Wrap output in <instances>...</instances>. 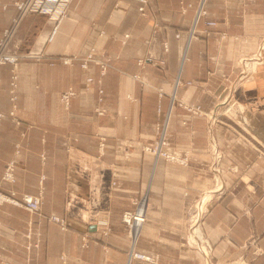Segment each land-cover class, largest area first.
Wrapping results in <instances>:
<instances>
[{
	"label": "crops",
	"instance_id": "0c3cea01",
	"mask_svg": "<svg viewBox=\"0 0 264 264\" xmlns=\"http://www.w3.org/2000/svg\"><path fill=\"white\" fill-rule=\"evenodd\" d=\"M16 1L0 0V38L16 14ZM189 1L195 5L198 0ZM137 6L134 0H71L50 42H44L52 27L45 16L29 14L20 23L17 52L41 46L44 58L19 60L16 119L7 115L13 108L10 66H1L0 111L6 115L0 123V176L13 158L16 190L36 193L44 175L45 201L41 215L8 203L0 206V260L145 264L129 259L133 248L155 254L160 264H204L200 250L182 238L189 205L211 182V135L223 154V192L201 220L202 233L212 247L210 257L214 264L238 257L248 264H264L263 145L238 134V125L221 115L230 102H241L256 127L264 130V60L251 80L232 90L238 57L252 53L264 35V0H207L205 6L219 25L188 44L193 9L181 15L178 0H149V18H143ZM152 19L166 27L169 47L164 69L136 63L147 49L144 40L151 33ZM223 31L225 39L220 38ZM125 33L129 36L122 43ZM91 48L110 64L103 76L95 64L83 70L77 63H49L48 57H80ZM155 52L160 53L158 46ZM135 74L164 91L160 100L156 89L139 83L132 77ZM87 76L93 82L85 89ZM177 76L180 84L175 88ZM68 87L75 94L64 106L60 93ZM98 88L104 91L100 103ZM172 92L214 112L216 119L211 122L209 116L193 115L176 104L170 107ZM95 107L103 108V114L98 115ZM164 120L163 147L177 154L187 152L188 165L155 158L143 149L155 139V123ZM101 139L103 154L98 155ZM69 193L76 196L72 201ZM90 193L99 194L101 200L90 203ZM142 195L147 200L146 219L132 239L120 217L131 209V199ZM49 214L63 217L65 229L49 220ZM102 225L108 227L106 233ZM255 247L262 253L256 255Z\"/></svg>",
	"mask_w": 264,
	"mask_h": 264
},
{
	"label": "built area",
	"instance_id": "2783aa9c",
	"mask_svg": "<svg viewBox=\"0 0 264 264\" xmlns=\"http://www.w3.org/2000/svg\"><path fill=\"white\" fill-rule=\"evenodd\" d=\"M137 2V10L139 16L143 18H149V11L147 10L149 5V0H134ZM207 0H198L194 5L189 0H178L177 11L181 15H185L190 9H193L192 20L188 29V39L187 44L192 39H197L200 36H207L211 31L216 28L219 24L215 17L211 16L209 11L206 8ZM71 0H19L14 2L16 8V14L12 18L11 23L8 27L3 30L2 36L0 38V69L2 65H9L11 67V100L15 99L14 86L16 85L17 80V68L19 60L23 58H28L32 60H40L44 58L43 50L40 47L29 50L25 54H19L17 49L21 43V39L17 36V29L23 19L29 14H39L46 17V19L52 24L51 29L47 33L44 42H50L55 36L59 22L66 15V10L70 4ZM166 27L159 20L152 19V27L150 35L144 40L147 49L145 53L136 57V63L143 67L145 63L150 62L162 69L166 67L167 59L166 54L168 52V40L164 36V31ZM103 33L102 31L100 32ZM129 36L128 33L123 35L122 43L125 42V39ZM178 37L179 34L174 35ZM220 38H227V33L225 31L220 33ZM160 48V53L155 52V47ZM263 50H264V37H262L255 49L254 52L239 57L236 66H237V80L234 84L232 90L238 85L244 84L245 82L252 79L257 66L261 65L263 62ZM49 63H52L55 60H59L65 65L72 66L75 63L83 70H86L90 64H95L98 66V72L100 76H103L110 64L103 58L97 57L93 48L86 52L83 56H57V57H48ZM133 78L139 81L142 85L153 87L145 78L141 77L138 74L132 75ZM100 80L98 79L97 82ZM1 82V75H0ZM86 88L93 82L91 76L85 78ZM192 81H187V84H190ZM100 83V82H99ZM180 84V79L177 76L174 80V87L176 88ZM156 89L158 94V99L163 96L164 91L161 88L153 87ZM97 101L100 103L103 101L104 91L102 88L97 90ZM75 92L71 89L61 92L60 99L64 102L65 106H68L69 100L74 96ZM170 96V107L173 104H176L182 107L188 113L197 116L210 117V121L216 119L214 112H206L199 105H194L188 103L180 98H176L174 92L169 94ZM231 96L229 97V99ZM229 99L227 101H229ZM235 104L234 101L225 107L224 112H228L229 109ZM15 106L8 112V116L16 119ZM160 107V102H158V111ZM94 111L98 115H102L104 109L101 107H95ZM6 114L0 111V123L1 119ZM18 122V121H17ZM167 127V120L162 122H156L154 126L155 139L152 144L143 146V149L151 153L155 158H163L167 161L186 166L189 164V156L187 152L182 154H177L166 150L163 147L164 137ZM210 133V132H209ZM66 151H70V146L67 143H64ZM104 143L102 139L98 143L97 154H103ZM15 153L18 152V145L15 146ZM208 152L210 154V164L209 169L212 171L214 179L216 176L221 174V160L222 153L218 151V148L215 145V141L210 135L209 138V147ZM44 156L42 155L41 159L44 161ZM15 170L16 163L15 160L9 159L4 166L3 172L0 176V206L4 203H10L12 205L22 207L23 209L29 211L30 213L41 215L42 203H43V180L44 175H41L38 180L39 192L36 195H22L18 197L15 194V191L12 189V185L15 182ZM115 169L111 170V184L114 185L115 181ZM5 187V188H3ZM223 192V186L221 182L214 181L213 186L203 191L199 196L193 199L192 203L189 205L187 210V229L182 240L184 243L200 250L204 258V264H214L213 260L210 257L211 254V244L203 235L201 230V220L205 213L208 211L209 204L216 199ZM131 209L124 210L121 214L120 220L126 225L128 233L135 239L140 227L143 225L146 219V206L147 200L146 195L131 199ZM47 218L55 223H58L62 229H65L66 221L63 217L56 214H49ZM106 225H102V233H106ZM249 242H254V238H251ZM256 255L262 253V251L255 247L253 251ZM129 259H136L145 264H160L158 257L155 254H151L145 251L134 250L133 248L128 253ZM248 264L242 257H238L235 260L225 261L224 264ZM0 264H9L5 260H0ZM64 264V263H63Z\"/></svg>",
	"mask_w": 264,
	"mask_h": 264
},
{
	"label": "rangeland",
	"instance_id": "374dc122",
	"mask_svg": "<svg viewBox=\"0 0 264 264\" xmlns=\"http://www.w3.org/2000/svg\"><path fill=\"white\" fill-rule=\"evenodd\" d=\"M262 37H264V35L262 36ZM262 37H260V39L262 38ZM259 39V40H260ZM245 41H247V39H245L244 38V42ZM259 42V41H258ZM258 44V43H257ZM256 47H257V45H256ZM256 47H255V49H256ZM255 49H254V51H255ZM253 51V52H254ZM28 52V51H27ZM263 54H264V50H263ZM247 55V54H246ZM241 56H244V55H241ZM240 56V57H241ZM238 59H239V57H238ZM238 59H237V61H238ZM263 60H264V56H263ZM236 61V62H237ZM263 63V62H262ZM257 69H258V66H257V68H256V71H257ZM256 71H255V73H256ZM254 73V74H255ZM11 74H12V71H11V67H10V82H11ZM17 74H18V68H17ZM254 76V75H253ZM253 78V77H252ZM10 84V83H9ZM242 85V84H241ZM238 86H240V85H238ZM237 86V87H238ZM15 88H14V94H15V96H16V88H17V80H16V85L14 86ZM84 87H85V89H87L86 88V82L84 83ZM68 89H71V90H73L74 91V89H72L71 87H68V88H66L65 90H63V91H61V92H64V91H67ZM11 90V84H10V89H9V91ZM75 92V91H74ZM10 93H11V91H10ZM61 94V93H60ZM11 96H12V93H11ZM11 96H10V99H11ZM15 101H16V97H15V99L13 100V101H11V105L13 106H15L16 104H15ZM63 103V105L65 106V104H64V102H62ZM236 106V107H235ZM246 106L243 104V103H241V102H238V103H236V105H233L230 109H229V111L228 112H224V109H223V111L221 112L222 114L221 115H223V117H225V118H227L228 120H230V121H233L234 123H236L237 125H238V134H240L241 135V133H242V136L243 137H246V138H251V139H253V140H255V141H257L258 143H261L263 146H260V149L264 152V130H261V129H258L257 127H256V120H253V119H251V117L250 116H248V114H247V112H246V108H245ZM209 164H210V162H209ZM209 164H208V168H209ZM209 171H210V173H211V182H210V186L209 185H207V188H206V190H208V189H210L212 186H213V184H214V181L216 180V182H219V184H220V182H221V185L223 186V177H222V175H223V168H222V165H221V174H219V176H216V178L214 179V177H213V175H212V171L209 169ZM44 181V180H43ZM15 183V182H14ZM42 186H43V183H42ZM3 188H5V187H3ZM12 189L15 191V194L18 196V197H20V196H22V195H26V194H30V195H36L38 192H39V189H40V187H39V184H38V192H36V193H28V192H25V191H17L16 190V188H15V186H14V184L12 185ZM202 193V192H201ZM200 193V194H201ZM199 194V195H200ZM198 195V196H199ZM68 197H69V199H68V201H72L73 200V198L74 197H76L75 196V194H72V193H69L68 195H67ZM143 196V195H142ZM134 198H137V197H134ZM133 199V198H132ZM101 199H100V195L99 194H89L88 195V197H87V201H89L90 203H98L99 201H100ZM44 201H45V193H44V187H43V203H44ZM42 203V204H43ZM130 203H131V201H130ZM4 204H6V203H4ZM8 204H10V203H8ZM12 205V204H11ZM90 205V204H89ZM15 206V205H14ZM18 207V206H17ZM42 207V206H41ZM20 208H22V207H20ZM126 226V225H125ZM127 228V227H126ZM233 260H235V259H233ZM224 264V263H223ZM235 264H240V263H235Z\"/></svg>",
	"mask_w": 264,
	"mask_h": 264
}]
</instances>
